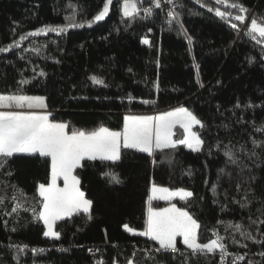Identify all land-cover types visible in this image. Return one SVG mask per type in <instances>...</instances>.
<instances>
[{"label": "trees", "instance_id": "trees-1", "mask_svg": "<svg viewBox=\"0 0 264 264\" xmlns=\"http://www.w3.org/2000/svg\"><path fill=\"white\" fill-rule=\"evenodd\" d=\"M136 1L132 17L125 0H111L96 21L108 0H0V48L8 49L0 52V94L44 96L53 121L114 130L129 113L186 106L202 121L200 150L178 144L151 154L121 148L115 162L85 158L75 174L91 210L57 220L59 239L45 236L38 218L51 158L13 154L0 168V264H221L219 251L194 254L181 238L177 251H157L139 234L151 184L193 194L152 205L187 210L200 243L217 234L244 254L226 264H264V40L249 34L252 19L264 26V0H178L171 17Z\"/></svg>", "mask_w": 264, "mask_h": 264}, {"label": "snow or ice", "instance_id": "snow-or-ice-1", "mask_svg": "<svg viewBox=\"0 0 264 264\" xmlns=\"http://www.w3.org/2000/svg\"><path fill=\"white\" fill-rule=\"evenodd\" d=\"M171 3V0H168ZM218 4H226L227 0H216ZM111 3V0H108ZM155 6L160 7V0H155ZM231 8L238 9L240 13H246L247 9L239 3L228 5ZM124 15L132 17L139 9L136 0H125ZM211 10V9H210ZM145 12H151V9H144ZM108 13V4H105L95 20H102ZM217 16L227 19L231 13H226L215 9ZM170 16H175L169 12ZM235 20L245 21L246 15H236ZM249 34L253 39L259 37L264 40V26L258 24L252 19ZM231 27L237 28L238 25L231 24ZM62 31V29H40V31ZM25 37H21L24 39ZM145 44L149 41L144 40ZM189 44L191 39L189 38ZM11 47V45H9ZM8 49L0 48V52ZM41 76L45 75L43 72ZM95 84H103L104 81L96 77L91 78ZM27 83V81H25ZM19 109H42L46 108L43 97L25 96V95H0V107ZM176 124H180L189 135L178 143L185 144L189 148L199 151L203 141L191 132L193 124L201 122L187 109L178 108L175 111L161 114L158 117L151 116H128L125 119L122 131H111L106 127H101L96 131L84 132L73 131L69 134L65 123H55L49 119V114H40L34 111H0V168L4 166L13 154L28 153L39 154L43 157L51 158V183L47 186H39V195L44 198L43 211L39 213L38 218L42 219L47 225L45 236L59 239L60 233L54 231V225L57 220L64 216H71L74 212L88 213L92 202L84 198V193L80 191L79 180L73 175L74 170L81 166V161L85 158L89 160L119 161L121 158V148L137 149L151 154L154 149L175 148L177 142L172 139V129ZM62 178L63 187L57 184L58 179ZM114 182L119 180L113 176ZM166 193L162 199H170L173 196H180L181 199L191 197L193 194L189 191L178 190L169 192L166 188L152 189L156 192ZM90 218V217H89ZM127 231L134 232V229L125 224L123 226ZM199 225L196 220L185 210L177 208L175 204L170 207L155 210L148 209L147 228L141 235L150 237L158 242L161 250L177 251L176 238L183 237V243L191 249L194 254H207L220 252L221 260L228 255L226 246L222 243V237L207 243H200L198 240ZM239 231V225L236 226ZM245 235L244 233H241ZM249 239L252 237L249 235ZM264 255V253H262ZM236 260H243L244 256H237ZM102 264V262H101ZM128 264H133L129 261Z\"/></svg>", "mask_w": 264, "mask_h": 264}, {"label": "rangeland", "instance_id": "rangeland-1", "mask_svg": "<svg viewBox=\"0 0 264 264\" xmlns=\"http://www.w3.org/2000/svg\"><path fill=\"white\" fill-rule=\"evenodd\" d=\"M137 2V1H136ZM109 8H110V3H108V11H109ZM123 11H124V7H123ZM106 17V16H105ZM104 17V18H105ZM103 18V19H104ZM100 21V20H99ZM96 78H98V77H96ZM98 79H100V78H98ZM0 95H9V94H0ZM25 96H29V95H25ZM37 97H43L44 98V100H45V97L44 96H37ZM178 108H185V109H187L189 112H191L200 122H201V124H193L192 125V128H191V132L192 133H195L200 139H201V137H200V135H199V131H198V126H200V125H202V121L193 113V111L189 108V107H186V106H177V107H173V108H170V109H167V110H165V111H160V112H152V113H143V114H137V113H129V114H127V117L128 116H151V117H158V116H160L161 114H164V113H167V112H172V111H175L176 109H178ZM34 109H19V108H16L15 106H13L12 108H3V107H0V111H23V112H30V111H33ZM34 112H37V111H34ZM37 113H40V114H49V112H48V110L46 109V108H42V109H39V112H37ZM49 119L52 121V122H55V123H64V122H57V121H53L51 118H50V114H49ZM65 124H67L68 125V128L66 129V131L69 133V134H71L73 131H82L83 130V128H81V127H79L78 125H75V124H71V123H65ZM106 127V126H105ZM106 128H108V127H106ZM109 130H111V131H122V130H114V129H110V128H108ZM84 132H86V131H84ZM172 133H173V135H172V139H173V141H176L177 142V144L176 145H178V144H180V143H178L180 140H183V139H185L188 135H189V132L188 131H186L183 127H181V125L180 124H176L174 127H173V129H172ZM202 140V139H201ZM202 146V145H201ZM201 148V147H200ZM191 149H193V148H191ZM22 154H28V153H22ZM82 162V161H81ZM73 175L79 180V178L77 177V175L75 174V170H74V172H73ZM51 183V178H50V182L48 183V184H50ZM48 184H44V185H48ZM57 184H58V186L59 187H63L64 186V182H63V179L62 178H60V179H58V181H57ZM153 186H155L156 188H166V189H168L169 190V192H175V191H178V190H185V189H170V188H167V187H164V186H160V185H153ZM78 187H79V189H80V191H82L83 193H84V191L81 189V187H80V183H79V185H78ZM185 191H188V190H185ZM164 194H166V193H164ZM85 193H84V198H85ZM43 198V197H42ZM44 199V198H43ZM86 199V198H85ZM90 210H91V208H90ZM42 211H43V208H42ZM41 211V212H42ZM90 212V211H89ZM75 213H77V212H74V213H72V215L73 214H75ZM65 217H67V216H64L63 218H65ZM56 224V223H55ZM45 232L48 230L47 229V225H45ZM54 231H56V229H55V225H54ZM51 238H53V237H51Z\"/></svg>", "mask_w": 264, "mask_h": 264}, {"label": "built area", "instance_id": "built-area-1", "mask_svg": "<svg viewBox=\"0 0 264 264\" xmlns=\"http://www.w3.org/2000/svg\"><path fill=\"white\" fill-rule=\"evenodd\" d=\"M178 0H171V3L168 2V0H160V7L157 8L155 6V0H145V7L144 9H151V12H146L147 14H155L159 13L164 16L171 17L169 15V12H173L176 14L177 8H178ZM217 234L215 235V239L217 238ZM220 237V236H219ZM223 243V240L221 241ZM228 255L224 257L223 260H221V264H226L228 261L229 256H244V254L236 253V252H230L226 248Z\"/></svg>", "mask_w": 264, "mask_h": 264}, {"label": "crops", "instance_id": "crops-1", "mask_svg": "<svg viewBox=\"0 0 264 264\" xmlns=\"http://www.w3.org/2000/svg\"><path fill=\"white\" fill-rule=\"evenodd\" d=\"M33 111H37V112H39V109H34ZM49 112V111H48ZM49 114H50V112H49ZM132 114V113H131ZM126 117H127V115H126ZM126 119V118H125ZM79 127H81V128H83V130L82 131H86V132H92V131H96V130H98L99 128H101V127H105L103 124H98V125H96V126H93V127H83V126H79ZM153 185H155V184H151V188H150V196H149V207H151V208H153V209H155V210H160V209H163V208H167V207H170L171 205H173V203H170V204H168V205H166L165 207H163V208H155L153 205H152V202L154 201V200H162V201H165V202H168V201H172V200H174V199H177V198H181L180 196H173V197H171L170 199H162L161 197H163V196H165L166 194H164L163 192H156L155 194H153V192H152V189H153ZM85 198L87 199V200H89L86 196H85ZM177 208H179L177 205H175ZM149 207H148V209H149ZM91 208V207H90ZM180 209H182V208H180ZM183 210H185V209H183ZM80 211H83V210H80ZM185 211H187V210H185ZM188 212V211H187ZM189 213V212H188ZM147 228V227H146ZM136 233H138V232H136ZM150 238V237H149ZM178 238H181V240H182V242H183V237L182 236H178L177 238H176V242H177V239ZM134 264V263H133Z\"/></svg>", "mask_w": 264, "mask_h": 264}]
</instances>
